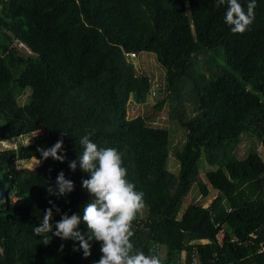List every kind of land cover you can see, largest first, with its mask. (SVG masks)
Segmentation results:
<instances>
[{"label":"trees","instance_id":"1","mask_svg":"<svg viewBox=\"0 0 264 264\" xmlns=\"http://www.w3.org/2000/svg\"><path fill=\"white\" fill-rule=\"evenodd\" d=\"M241 3L246 9L248 0ZM256 3L250 30L234 35L224 23L226 5L217 8L215 0H0V142L74 121L63 163L43 161L32 142L0 153L7 194L0 202V264L99 260L98 242L85 258L82 249L73 251L78 242L48 233L51 243L44 245L33 231L50 200L69 215L82 214L90 201L82 185L88 174L79 165L86 130H95L91 139L99 146L120 150L127 178L145 193L147 215L133 225L138 249L158 250L164 264H179L182 255L183 264L193 257L203 264H264V0ZM15 40L34 56L12 50ZM142 53L165 72L167 95L155 107L167 103L169 120L186 132L174 151L177 174L167 169L168 131L127 117L130 101L144 104L151 90L149 78L128 62ZM205 55L206 72L195 65ZM28 88L30 99L21 106L18 97ZM187 104L195 114H187ZM244 134L259 138L263 152L253 147L237 160L233 152ZM34 159L42 160L35 169L15 168ZM203 160L216 167L207 183L200 179ZM61 171L75 184L67 197L47 191H58ZM194 183L203 198L215 195L208 205L193 202L181 211ZM53 212L55 223L61 213Z\"/></svg>","mask_w":264,"mask_h":264},{"label":"clouds","instance_id":"2","mask_svg":"<svg viewBox=\"0 0 264 264\" xmlns=\"http://www.w3.org/2000/svg\"><path fill=\"white\" fill-rule=\"evenodd\" d=\"M215 5L217 8L226 5L224 23L232 34H244L250 30L255 20L256 0H248L246 9L241 0H215ZM94 134L95 130H86L79 138L83 149L79 165L88 174L82 185L89 194L90 201L83 206L82 214L69 215L61 213V209L50 200L52 207L44 210L41 223L33 229L34 234L42 237L44 245L51 243L48 233L63 241L78 242L79 247L74 245L73 251L82 249L85 258L92 255V242H98L101 256L93 264H164V258L158 250L151 249L145 253L134 245L133 225L144 216L145 193L138 191L136 185L127 178L128 172L120 150L111 146H99L91 139ZM37 151L43 161L51 157L63 163L67 159L62 138L51 148L39 147ZM38 160L42 162L41 159ZM69 167L74 172L77 162L71 161ZM56 186L58 191L48 187L50 195L67 197L75 190L74 182L66 179L63 171L57 176ZM54 208L56 213H61V219L55 223ZM81 224L86 226V233L81 229ZM64 247L61 244L60 250L63 251Z\"/></svg>","mask_w":264,"mask_h":264},{"label":"rangeland","instance_id":"3","mask_svg":"<svg viewBox=\"0 0 264 264\" xmlns=\"http://www.w3.org/2000/svg\"><path fill=\"white\" fill-rule=\"evenodd\" d=\"M208 55L200 56L196 58V66L202 68L203 71L206 72L208 66L207 62ZM130 61L136 65L135 68L139 74H143L148 77L150 80L151 90L147 97V100L142 105H137L133 101H130L127 109V117L129 119L135 118L137 116L143 117L148 125L153 127L165 128L169 133V150L170 157L167 163V169L173 174H177L178 172V162L174 158V151L180 150L183 146V142L185 140V130L181 128L177 123L169 120L170 109L168 108V104L165 103L162 109H157L156 104L161 101L167 95L165 85V72L164 70L157 64L154 56L142 53L135 57L134 59H130ZM32 90L28 88L21 96L18 97V102L21 106H24L28 103ZM186 112L188 115L195 114L193 110V105H186ZM74 125V121L72 119H68L62 122H58L53 126H40L38 130L31 135L6 140L4 142H0V153L10 150H19L20 148H25L28 145L34 144L35 148L43 147L45 149L51 148L54 144L59 141L61 138L64 141V146L67 145L66 141V129L70 126ZM256 148V152L262 154V146L261 140L254 135L244 134L241 137V140L233 152V156L237 160H243L249 154L251 148ZM40 166L39 160H31L29 162H18L15 164V168L17 170L28 169L32 170ZM211 170H216V167L210 166L202 161L201 169H200V179L207 183V172ZM215 195V192L212 191L211 195L208 198H203L201 194L200 187L197 186L196 183L191 185V188L183 199V203L181 206V211H183L188 204L196 203L201 205H208L210 203L211 198ZM11 202H15V194H11L10 196ZM1 203H0V211H1ZM144 215H147L146 210L144 211ZM205 244V242H204ZM178 260V259H177ZM184 255L180 257L179 264H183ZM173 264H178L175 260Z\"/></svg>","mask_w":264,"mask_h":264},{"label":"built area","instance_id":"4","mask_svg":"<svg viewBox=\"0 0 264 264\" xmlns=\"http://www.w3.org/2000/svg\"><path fill=\"white\" fill-rule=\"evenodd\" d=\"M11 48L12 50L16 51L17 54H19L22 57L30 58L34 56L30 48L24 42L20 40H15ZM131 58L134 59L135 56L129 55L128 59H131ZM205 244H207L206 241H205ZM190 264H203V263L200 258L193 257L190 261Z\"/></svg>","mask_w":264,"mask_h":264},{"label":"water","instance_id":"5","mask_svg":"<svg viewBox=\"0 0 264 264\" xmlns=\"http://www.w3.org/2000/svg\"><path fill=\"white\" fill-rule=\"evenodd\" d=\"M128 62H131L130 59H128ZM5 186H6V182L3 180H0V202L6 201V199H7Z\"/></svg>","mask_w":264,"mask_h":264}]
</instances>
